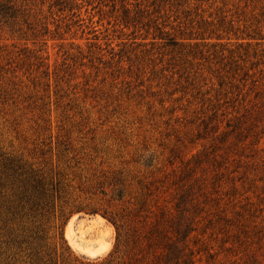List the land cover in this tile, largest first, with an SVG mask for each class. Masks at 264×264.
Returning a JSON list of instances; mask_svg holds the SVG:
<instances>
[{"label": "rangeland", "instance_id": "374dc122", "mask_svg": "<svg viewBox=\"0 0 264 264\" xmlns=\"http://www.w3.org/2000/svg\"><path fill=\"white\" fill-rule=\"evenodd\" d=\"M12 1L0 264H264V0Z\"/></svg>", "mask_w": 264, "mask_h": 264}, {"label": "trees", "instance_id": "16d2710c", "mask_svg": "<svg viewBox=\"0 0 264 264\" xmlns=\"http://www.w3.org/2000/svg\"><path fill=\"white\" fill-rule=\"evenodd\" d=\"M17 11H18L17 4L13 3L12 0H0V17L2 19H5L6 21L13 20L17 15ZM105 215L108 217L110 221L116 224V220L114 216L108 215L107 213ZM121 236L122 234L120 235L119 233L118 236L119 243L117 242L115 250L110 253L109 257H107L104 261L98 264H138V262L141 261L140 258H136V259L129 258L127 261L124 260L122 263L120 261L115 262L114 254H116L119 251L118 247L120 246ZM124 243L126 246L129 245L138 246L140 243V239L135 238V236L128 231L125 234Z\"/></svg>", "mask_w": 264, "mask_h": 264}]
</instances>
